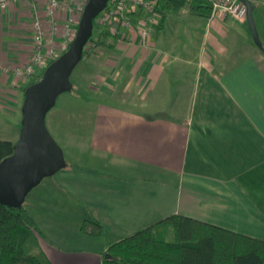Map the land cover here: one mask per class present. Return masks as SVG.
<instances>
[{
  "label": "crops",
  "instance_id": "1",
  "mask_svg": "<svg viewBox=\"0 0 264 264\" xmlns=\"http://www.w3.org/2000/svg\"><path fill=\"white\" fill-rule=\"evenodd\" d=\"M178 1L185 7L163 9L148 43L124 31L122 41L91 47L82 62L90 85L71 93L61 112L48 113L46 124L60 133L68 114L80 111L82 130L62 149L82 150L73 158L86 157L87 168L66 165L36 187L42 191L31 209L38 213H28L40 236L79 237L84 224L98 223L115 243L183 216L264 241V55L246 20H210L192 0H161L160 9ZM248 1L264 47V0ZM187 13L193 18L169 28V18ZM35 17L58 46L68 12L56 13L53 32L45 0L0 9V141L13 144L27 87L15 70L32 50ZM94 162L105 165L97 177ZM68 202L89 218L66 214ZM37 242L52 264H100L111 244L65 251Z\"/></svg>",
  "mask_w": 264,
  "mask_h": 264
},
{
  "label": "trees",
  "instance_id": "2",
  "mask_svg": "<svg viewBox=\"0 0 264 264\" xmlns=\"http://www.w3.org/2000/svg\"><path fill=\"white\" fill-rule=\"evenodd\" d=\"M193 3L201 14L210 16L211 9L203 0H192ZM185 5L178 1L161 6V22L163 9L171 8L175 13ZM110 38L116 39L94 22L88 44L98 47L104 44L103 39ZM91 50H84L79 64L91 57ZM13 147L9 141H0V164L12 156ZM81 230L95 236L103 232L98 223L84 224ZM36 235L38 228L24 206L11 209L0 204V264H52L40 250ZM100 264H264V241L188 217L171 216L110 244Z\"/></svg>",
  "mask_w": 264,
  "mask_h": 264
},
{
  "label": "water",
  "instance_id": "3",
  "mask_svg": "<svg viewBox=\"0 0 264 264\" xmlns=\"http://www.w3.org/2000/svg\"><path fill=\"white\" fill-rule=\"evenodd\" d=\"M110 0H87L76 34L67 51L52 62L40 80L26 87L21 106L20 133L13 154L0 164V204L21 209L28 194L66 167L64 153L48 131L46 118L58 97L72 90L71 75L93 35L94 21ZM254 45L264 55L253 17L254 5L239 0Z\"/></svg>",
  "mask_w": 264,
  "mask_h": 264
},
{
  "label": "built area",
  "instance_id": "4",
  "mask_svg": "<svg viewBox=\"0 0 264 264\" xmlns=\"http://www.w3.org/2000/svg\"><path fill=\"white\" fill-rule=\"evenodd\" d=\"M23 0H0V9L5 10L10 3ZM161 0H110L103 12L95 19V25L107 30L116 39L122 41L124 31H133L142 43H148L153 31L161 25ZM211 9L210 20L232 18L238 22L246 20V9L239 0H203ZM87 0H45L46 16L51 21V31L56 30L55 15L59 11L70 14L65 22L62 41L58 46L50 43L42 21L35 17L32 21V50L26 64L15 70L22 83L29 86L35 79L41 78L45 69L65 53L75 37L72 26L79 23ZM94 47L87 44L86 48ZM85 48V49H86Z\"/></svg>",
  "mask_w": 264,
  "mask_h": 264
},
{
  "label": "rangeland",
  "instance_id": "5",
  "mask_svg": "<svg viewBox=\"0 0 264 264\" xmlns=\"http://www.w3.org/2000/svg\"><path fill=\"white\" fill-rule=\"evenodd\" d=\"M192 18H193V16L190 15L189 13H187L186 15H182L180 17L174 16V18H169L170 19V20H168V22L170 24L169 28L173 29V24H175L177 22H179V23L184 22L185 23L186 21H188ZM198 23L204 24L203 20H199ZM157 30L153 31L152 35H154V33ZM85 75L86 74H85L84 67L82 66V64H79L71 75V83L73 86L72 90L69 92L63 93L58 97V99L56 101V105L50 111L51 113H58V111L61 112V110H60L61 107L63 105H68L69 101L67 99H68L69 95H71V93L72 94L80 93L83 91L84 87H87L90 85L89 81L92 80V78L87 77ZM75 108H77V107H75ZM79 114H80V111H74V112H71L70 114H68L69 120L63 121V124L65 123V127L62 128L63 130L60 133H58L52 127L51 123H49V126L47 124V128H48L49 133L51 134L52 138L59 145V147L61 149H62V146H64V147L66 146L65 144H69L68 140L70 139L69 137L73 134L72 132L77 133V129H78V134H79V132L82 130V128L79 125H77L79 123V120H80ZM84 117L87 118L86 115H84ZM19 133H20V130H19ZM62 151L64 152L66 165L80 167V169L87 168V163H86L87 158L86 157H83V159L81 161H77V159L73 158V153H78L81 155L82 153H84L82 150H77V149H74V150L73 149H70V150L65 149V150H63L62 149ZM85 155H87V154H85ZM95 165L99 170V171L94 172L96 174L95 176L97 177L98 175H100L101 172L104 171V170H101V167L103 168L105 165H102L98 162H94V166ZM48 179H50V178L44 179L43 181H45V182H43V183L50 181ZM40 191H42V188H34L26 197L23 206L27 211H29V210L33 211L34 210V212L38 213L37 208L31 209V203L34 202V198L37 197V195L40 193ZM38 203L42 204V202H38ZM77 205H78V203L68 202V205L66 207L64 206V212L66 214L73 213V212L78 213V214L84 213V211L81 210V207H79ZM59 209H61V208H59ZM58 211H61V210H58ZM61 213H62V211H61ZM84 214H86V217L89 218L87 212ZM39 234H40V232L38 231L37 236L39 237V240L42 243H44L46 245L47 244H53L56 248H59L61 250H65V251H85V250L92 251V250H96V248L98 246H101L102 244H110L114 240L113 237L111 236V233L108 231H106L105 233L102 232V234L100 236H95L92 234H90V235L82 234V236H79V237L71 236L68 239H51V238H47L45 236L44 232H43L42 236H40Z\"/></svg>",
  "mask_w": 264,
  "mask_h": 264
}]
</instances>
